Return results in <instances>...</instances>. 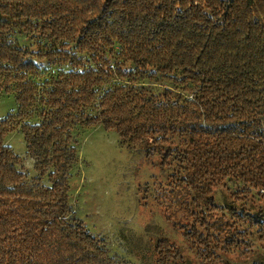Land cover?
I'll list each match as a JSON object with an SVG mask.
<instances>
[{
	"label": "trees",
	"instance_id": "obj_1",
	"mask_svg": "<svg viewBox=\"0 0 264 264\" xmlns=\"http://www.w3.org/2000/svg\"><path fill=\"white\" fill-rule=\"evenodd\" d=\"M14 27L48 45H15ZM117 46L133 71L111 67ZM43 64L71 69L41 83ZM159 75L176 76L194 99L139 84ZM1 93L18 109L0 119V264H128L73 211L77 126L100 125L122 146L160 156L161 167L175 164L161 207L203 264H226L222 251L247 245L248 231L219 215L216 190L236 181L244 198L264 191V0H0ZM16 132L35 161L30 182L6 143ZM242 208L237 219L264 224V210ZM156 253L158 264L181 258L169 239Z\"/></svg>",
	"mask_w": 264,
	"mask_h": 264
},
{
	"label": "rangeland",
	"instance_id": "obj_2",
	"mask_svg": "<svg viewBox=\"0 0 264 264\" xmlns=\"http://www.w3.org/2000/svg\"><path fill=\"white\" fill-rule=\"evenodd\" d=\"M10 39L15 45L30 52H37L40 46L48 45L40 36L20 27H14ZM70 52L84 61L89 60V56L78 51L75 46L71 47ZM106 58L112 68L122 66L124 70H134V66L118 46L111 52L107 51ZM70 69L68 65L43 64L36 80L43 83L56 76L60 70ZM176 78L159 75L153 80H139V84L149 86L155 94L171 89L194 99V94L188 91L185 84L173 81ZM114 82H119V79L116 77ZM17 109L14 95L0 94V119L17 112ZM90 113L95 115L97 110L92 109ZM30 123L38 124L39 119L34 116ZM73 134L78 142L79 160L70 177L71 205L75 215L86 223L95 236L104 241L110 258L128 264H158L157 243L161 239H169L181 251V258L169 264H203L186 242L182 231L167 221L161 207V204H166L162 194L171 183L170 177L174 174L175 164L169 168L161 167L160 156L155 154L147 157L144 148L122 146L115 131H107L100 125L91 128L77 126ZM6 143L23 159V171L28 182L37 177L35 161L27 153L22 133L9 135ZM174 143L178 146L180 140L175 139ZM21 168L22 166L19 167ZM43 185L49 186L47 179L43 181ZM243 188L241 183L227 181L216 190L219 215L237 222L240 231L247 230L249 233L247 245L240 249L222 251L220 262L264 264V224H249L233 215V212L243 215L242 206L251 213L264 210V191L260 193L252 190V195L244 198L242 194L237 195ZM230 208L235 210L231 211ZM178 219L182 220L183 214L179 213Z\"/></svg>",
	"mask_w": 264,
	"mask_h": 264
}]
</instances>
